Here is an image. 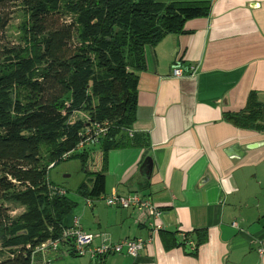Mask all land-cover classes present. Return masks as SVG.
Returning <instances> with one entry per match:
<instances>
[{
	"label": "crops",
	"instance_id": "crops-1",
	"mask_svg": "<svg viewBox=\"0 0 264 264\" xmlns=\"http://www.w3.org/2000/svg\"><path fill=\"white\" fill-rule=\"evenodd\" d=\"M145 56L130 145L111 149L105 163L101 150L88 169L103 173L101 194L149 197L164 211L163 229L151 233L136 222L138 210L101 200L89 205L76 190L82 203L74 200L66 223L79 216L94 235L93 246L152 237L136 259L84 255L83 264H264L258 252L264 244V131L224 117L243 110L252 91L264 102V0H213L208 16L186 20L181 32L148 46ZM176 62L190 70L175 76ZM252 143L260 146L241 157L227 153ZM164 231L177 232V240L183 232H200L206 240L193 254L194 243L171 247ZM60 250L56 262L79 257L71 243Z\"/></svg>",
	"mask_w": 264,
	"mask_h": 264
},
{
	"label": "trees",
	"instance_id": "trees-1",
	"mask_svg": "<svg viewBox=\"0 0 264 264\" xmlns=\"http://www.w3.org/2000/svg\"><path fill=\"white\" fill-rule=\"evenodd\" d=\"M212 3L0 0L22 13L19 43L0 46V264H32L38 244L61 236L77 202L68 190L51 193V166L76 155L88 137L101 143L104 163L111 149L130 145L146 48L181 32L186 20L208 16ZM8 19L0 11V31ZM224 117L263 132L264 102L252 91L243 110ZM88 146L77 154L90 176L77 192L87 198L104 184L101 171L88 169ZM164 232L171 247L194 243L193 254L206 240L200 232H183V240Z\"/></svg>",
	"mask_w": 264,
	"mask_h": 264
},
{
	"label": "built area",
	"instance_id": "built-area-1",
	"mask_svg": "<svg viewBox=\"0 0 264 264\" xmlns=\"http://www.w3.org/2000/svg\"><path fill=\"white\" fill-rule=\"evenodd\" d=\"M174 75L182 76L185 71H189L190 68L184 70V67L180 62L174 64ZM90 134V130L86 135ZM82 141L79 148L93 144L97 138ZM49 190L54 195H64L67 193L65 187L50 184ZM94 200H101L107 206L130 209L134 208L140 212V216L136 219L137 223L148 224L151 233H156L163 229V225L158 221L162 218L164 211L159 208L149 197L142 196L137 193L118 194L116 192L109 195L101 194L96 199L88 197L86 198L87 204L91 205ZM234 227H238V222L235 221L232 224ZM94 235L84 231L81 226L80 217L75 216L73 223L62 230L61 236L56 239H49L38 244L31 252L32 264H53L56 257L60 256V246L64 242L71 243L75 254L79 256L88 255L93 261H96L98 257L107 254L124 253L131 258H138L140 251L152 241V237L135 239L127 238L118 243H103L98 246H93ZM192 245L193 243L190 242ZM193 246V245H192ZM194 247V246H193ZM260 255L264 254V244L258 247Z\"/></svg>",
	"mask_w": 264,
	"mask_h": 264
},
{
	"label": "rangeland",
	"instance_id": "rangeland-1",
	"mask_svg": "<svg viewBox=\"0 0 264 264\" xmlns=\"http://www.w3.org/2000/svg\"><path fill=\"white\" fill-rule=\"evenodd\" d=\"M15 5L5 4L0 5V11L3 12L5 17H9L8 26L0 31V46H9L12 47L19 43V25L22 21V13L20 11H13ZM81 117V116H80ZM95 147L91 152L90 163H95L98 160V157L101 156V143L97 142L94 145L88 146L87 148ZM83 149H77L74 156L69 159H65L59 162L56 166H51L49 170L48 177L53 183L59 185H65L69 188L68 195L73 200L79 201L80 205L82 203L81 197L76 193V190L80 187L83 182H87L88 172L82 169V161L80 156L77 154L82 153ZM80 169V170H79ZM87 170V169H86ZM19 213L20 210H17ZM16 213V212H14ZM73 216V215H72ZM83 260L88 262L87 256L72 257L68 256L67 258L60 260L58 262L54 261L53 264H83Z\"/></svg>",
	"mask_w": 264,
	"mask_h": 264
},
{
	"label": "water",
	"instance_id": "water-1",
	"mask_svg": "<svg viewBox=\"0 0 264 264\" xmlns=\"http://www.w3.org/2000/svg\"><path fill=\"white\" fill-rule=\"evenodd\" d=\"M260 146V143H252L245 146V148H240L238 145H234L227 150L228 155L241 157L244 155L246 149H254ZM95 147H92L91 150H94Z\"/></svg>",
	"mask_w": 264,
	"mask_h": 264
}]
</instances>
